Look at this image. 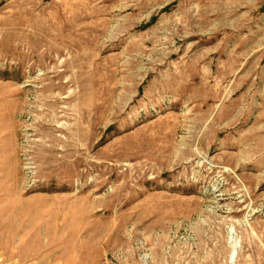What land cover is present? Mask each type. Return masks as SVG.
I'll use <instances>...</instances> for the list:
<instances>
[{"label":"rangeland","instance_id":"374dc122","mask_svg":"<svg viewBox=\"0 0 264 264\" xmlns=\"http://www.w3.org/2000/svg\"><path fill=\"white\" fill-rule=\"evenodd\" d=\"M0 264H264V0H0Z\"/></svg>","mask_w":264,"mask_h":264},{"label":"bare ground","instance_id":"6f19581e","mask_svg":"<svg viewBox=\"0 0 264 264\" xmlns=\"http://www.w3.org/2000/svg\"><path fill=\"white\" fill-rule=\"evenodd\" d=\"M233 242H236V241H233ZM236 244V243H235ZM235 244H233V246H232V251H231V258H233L234 257V255H235V251L237 250V244L235 245Z\"/></svg>","mask_w":264,"mask_h":264}]
</instances>
